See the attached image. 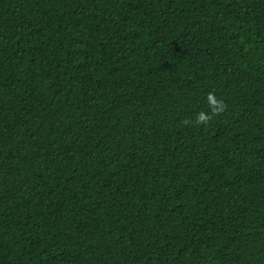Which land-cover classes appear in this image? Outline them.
<instances>
[{
	"label": "trees",
	"instance_id": "1",
	"mask_svg": "<svg viewBox=\"0 0 264 264\" xmlns=\"http://www.w3.org/2000/svg\"><path fill=\"white\" fill-rule=\"evenodd\" d=\"M0 264H264V0H0Z\"/></svg>",
	"mask_w": 264,
	"mask_h": 264
},
{
	"label": "clouds",
	"instance_id": "2",
	"mask_svg": "<svg viewBox=\"0 0 264 264\" xmlns=\"http://www.w3.org/2000/svg\"><path fill=\"white\" fill-rule=\"evenodd\" d=\"M206 99L211 114H208L204 111L198 112L195 118L197 124H206L212 118V116L220 114L226 108V104L223 102V100L218 99L214 92L208 93ZM183 123L187 125L190 123V121L185 120Z\"/></svg>",
	"mask_w": 264,
	"mask_h": 264
}]
</instances>
